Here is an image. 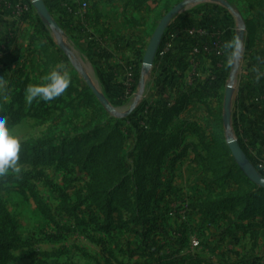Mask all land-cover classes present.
I'll return each instance as SVG.
<instances>
[{
	"label": "rangeland",
	"instance_id": "374dc122",
	"mask_svg": "<svg viewBox=\"0 0 264 264\" xmlns=\"http://www.w3.org/2000/svg\"><path fill=\"white\" fill-rule=\"evenodd\" d=\"M182 1L89 0L70 16L44 1L54 24L29 2L17 33L0 40V112L28 147L20 175L0 177V247L30 241L5 264H264V189L228 146L232 135L264 175L252 142L264 131V0H191L167 28L216 13L239 55L203 54L196 69L180 44L146 70L159 22ZM58 64L68 89L27 103L25 88ZM128 65L135 78L123 91ZM95 216L98 228L84 224Z\"/></svg>",
	"mask_w": 264,
	"mask_h": 264
},
{
	"label": "built area",
	"instance_id": "2783aa9c",
	"mask_svg": "<svg viewBox=\"0 0 264 264\" xmlns=\"http://www.w3.org/2000/svg\"><path fill=\"white\" fill-rule=\"evenodd\" d=\"M62 6L66 7L70 13H74L76 10L86 11L89 7V0H83L79 5L76 2H69L67 0H60ZM75 4V6L73 5ZM4 10L10 12L11 14L17 16L18 18L25 17L31 10L29 2L22 0H4L2 5ZM226 30L219 23H212L210 26H187L183 28H177L174 30H169L167 28L165 35L159 46L157 57L159 59H168L172 53L179 48V40L183 36V33L189 35L190 37L201 38V43L194 46L191 49V57L188 54L184 55V58L189 57V64L192 68H198L200 64V58L203 54L216 55L221 54L225 51L224 44L226 43V35L224 34ZM125 82H123V91H129L133 88V82L135 78V72L132 65L125 67ZM195 70H192L190 77L188 78L189 83H193L191 78H195ZM119 98H124V94H120ZM261 136L264 138V131H261ZM259 167L264 170V156L260 158L258 163ZM197 246L199 242L194 241Z\"/></svg>",
	"mask_w": 264,
	"mask_h": 264
},
{
	"label": "clouds",
	"instance_id": "9594fccd",
	"mask_svg": "<svg viewBox=\"0 0 264 264\" xmlns=\"http://www.w3.org/2000/svg\"><path fill=\"white\" fill-rule=\"evenodd\" d=\"M230 61L237 57L243 48L241 41L236 38L224 44ZM72 82L71 73L63 64H58L44 77L42 83L29 84L25 88V100L31 104L34 100L44 102L60 97ZM21 141L7 126V117L0 112V177L10 173L19 176L22 169L19 166Z\"/></svg>",
	"mask_w": 264,
	"mask_h": 264
},
{
	"label": "water",
	"instance_id": "95a60500",
	"mask_svg": "<svg viewBox=\"0 0 264 264\" xmlns=\"http://www.w3.org/2000/svg\"><path fill=\"white\" fill-rule=\"evenodd\" d=\"M190 3L191 0H185L178 3L172 9H170L159 22V25L157 26L148 44L147 50L143 58V66L146 70H149L155 62L159 46L161 44V41L169 23L175 17V15H177L184 8L188 7ZM32 4L42 16H44L47 20L54 24L52 17L48 11V8L44 3V0H32ZM102 100L107 106H110L109 102L106 99L103 98ZM228 146L237 164L239 165L241 170L246 174V176L254 183L264 188V175L261 174L259 170L255 167V165L251 162V160L248 158L247 154L243 150L242 146L240 145L239 141L232 135H229L228 137Z\"/></svg>",
	"mask_w": 264,
	"mask_h": 264
},
{
	"label": "trees",
	"instance_id": "16d2710c",
	"mask_svg": "<svg viewBox=\"0 0 264 264\" xmlns=\"http://www.w3.org/2000/svg\"><path fill=\"white\" fill-rule=\"evenodd\" d=\"M22 1L29 2L28 0H22ZM44 1L46 2V4L49 5V7L52 10L57 11V13H60V14L65 15V16L72 15V13H70L66 7L62 6L60 0H44ZM67 1L72 2L73 0H67ZM73 5L75 6V4H73ZM207 16L209 18L207 17L208 19H206V20H201L204 16L201 17V18L196 17L194 19H181L182 21H180V19H179L178 22H176L175 26L173 25L172 27L169 28V30H174V29H177V28H183V27H187L189 25L190 26H203V25L204 26H210L213 22L214 23H219V24L222 23V21L218 20L220 18H219V16L216 13H212V12H209L208 11V15ZM224 28H227V26L225 24H224ZM226 40L228 41L227 37H226ZM179 42L180 43L178 44V47L181 44V47L182 48H185V50L186 49L191 50L194 46H196V45H198V44L201 43V38H198V37H190L189 35L183 33V36L180 38ZM184 59L185 58L181 59V62H184L185 61ZM166 60L167 59L164 58V59H161L160 62L163 63ZM112 79H113L112 74L106 73V80H107L106 82L108 83V85L111 84V80ZM118 95H120V93ZM27 149H28L27 146H21L22 153H25V151H27ZM92 197L94 199H96L95 201H97L98 195H95V196H92ZM100 220H101V217L95 216V217L90 218L89 220H85L84 224L90 225V223L93 222V223H95V227L98 228L100 226ZM110 221H111V216H108L104 220V223H106V222L109 223ZM64 226H67V225H64ZM58 228L61 231V228H63V226L58 225ZM60 235L61 234H53V233L50 234V236L51 237H54V238H58V237H60ZM28 244H30V241L23 240L20 237H15V238L12 239V241H11V243L9 245L4 246V248L3 247H0V252L2 250H4V260L1 262V264H5V263H7L10 260V259L5 260L6 256L9 255L8 249L22 248V247H24V246H26ZM164 258L167 261L166 264H179L181 262L186 261V259H188V257L183 258V259H179V258H174L172 256H165ZM161 259H163V257H160L159 259H157V262H161ZM191 259L192 260H197L199 262L203 261L201 258H198V257H192ZM0 261H1V259H0Z\"/></svg>",
	"mask_w": 264,
	"mask_h": 264
},
{
	"label": "crops",
	"instance_id": "0c3cea01",
	"mask_svg": "<svg viewBox=\"0 0 264 264\" xmlns=\"http://www.w3.org/2000/svg\"><path fill=\"white\" fill-rule=\"evenodd\" d=\"M28 1L32 2V0H28ZM73 1L77 2V0H73ZM196 17L198 16H195L193 18H191V16H188V17L185 16V17L180 18V21H182L181 19H194ZM17 21H18L17 16L10 14L6 10L3 13L0 11V40L5 41L6 39H10L14 34L17 33V30H18ZM184 52L185 51H182L183 57L184 55L187 54V53L185 54ZM258 125L264 127V116H261V119L258 121ZM252 142L254 143V146H255L254 151H253V153H255L254 155L255 162L259 163L260 158L264 156V138L260 134L256 136V138L252 140Z\"/></svg>",
	"mask_w": 264,
	"mask_h": 264
}]
</instances>
